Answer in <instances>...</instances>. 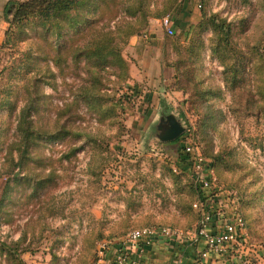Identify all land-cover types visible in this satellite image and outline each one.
<instances>
[{
  "label": "rangeland",
  "instance_id": "obj_1",
  "mask_svg": "<svg viewBox=\"0 0 264 264\" xmlns=\"http://www.w3.org/2000/svg\"><path fill=\"white\" fill-rule=\"evenodd\" d=\"M147 3L175 6L165 15L174 34L165 16L140 14L119 42L121 70L111 56L98 68L64 60L33 20L7 26L0 264H95L101 241L134 228L193 226L188 143L264 244V0ZM33 128L43 136L34 143Z\"/></svg>",
  "mask_w": 264,
  "mask_h": 264
},
{
  "label": "built area",
  "instance_id": "obj_2",
  "mask_svg": "<svg viewBox=\"0 0 264 264\" xmlns=\"http://www.w3.org/2000/svg\"><path fill=\"white\" fill-rule=\"evenodd\" d=\"M160 23L169 35L174 34L169 16ZM142 36L148 38V34ZM261 52L264 63V36ZM183 151L194 159L189 173L196 192L192 202L195 224L185 229L143 226L112 241H101L95 264H147L149 252L159 245H166L169 253L175 251L171 264H264V244L251 240L247 222L235 205L236 196L218 183L213 166L192 144H185Z\"/></svg>",
  "mask_w": 264,
  "mask_h": 264
},
{
  "label": "trees",
  "instance_id": "obj_3",
  "mask_svg": "<svg viewBox=\"0 0 264 264\" xmlns=\"http://www.w3.org/2000/svg\"><path fill=\"white\" fill-rule=\"evenodd\" d=\"M148 1L20 0L15 1L13 6L7 7L5 19L8 27H18L24 21L33 20L44 29V35L47 38L57 37V52L64 51L66 53L64 60L69 61L70 58L71 62L76 65L83 63V67L98 68L103 63H107L105 59L107 56H111L116 60L115 62L121 70L125 68V61L120 54L119 42H125L138 30L136 22L143 17L140 14L145 16V13L148 12L155 14L156 17H163L175 8L172 5L161 8L154 7L150 10ZM120 11L124 16H120L121 19L114 22V18L119 15ZM8 29L5 31V37L8 34ZM261 56L263 62L262 52ZM62 61L60 56H57L53 59V65L58 66ZM112 66H115L114 62ZM92 93L90 92V95ZM64 134L65 131L60 130L57 134L47 135L46 138L51 140ZM39 138H43L42 133L39 130L34 131L33 128V143ZM193 193L194 195L196 193L194 188ZM191 209L197 219V213L192 208V203ZM242 215L247 222L243 212Z\"/></svg>",
  "mask_w": 264,
  "mask_h": 264
},
{
  "label": "crops",
  "instance_id": "obj_4",
  "mask_svg": "<svg viewBox=\"0 0 264 264\" xmlns=\"http://www.w3.org/2000/svg\"><path fill=\"white\" fill-rule=\"evenodd\" d=\"M15 1H20V0H0V45L3 42L5 38V31L7 29L8 23L5 19V12L7 11L8 6H13ZM165 244V243H164ZM164 247L159 246H154L151 251L149 252V255L147 256V264H171L172 261L174 260L176 253L175 251L171 252L170 254L172 255L171 257L165 256L164 254L166 253V245H163ZM179 246L175 247L174 250H178ZM164 250V252H163ZM185 253H188L189 249L184 248Z\"/></svg>",
  "mask_w": 264,
  "mask_h": 264
}]
</instances>
